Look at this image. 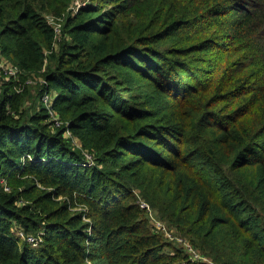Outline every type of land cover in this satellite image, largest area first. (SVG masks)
<instances>
[{"label":"trees","instance_id":"trees-1","mask_svg":"<svg viewBox=\"0 0 264 264\" xmlns=\"http://www.w3.org/2000/svg\"><path fill=\"white\" fill-rule=\"evenodd\" d=\"M71 1L0 0V264H264V0Z\"/></svg>","mask_w":264,"mask_h":264},{"label":"built area","instance_id":"built-area-1","mask_svg":"<svg viewBox=\"0 0 264 264\" xmlns=\"http://www.w3.org/2000/svg\"><path fill=\"white\" fill-rule=\"evenodd\" d=\"M90 1L91 0H76V6L74 8L75 0H72L70 5H69L68 10H70L72 12H76L80 7L86 5ZM45 17H46L47 23L52 27L54 39L56 41L61 34L64 15L57 17V16H53L51 14H47ZM0 70H2L4 73V78H3L4 80L3 81L8 80L10 77H17L20 73L19 69L15 65L10 64V63H6L4 60L1 59V57H0ZM39 81L45 83V81L42 79H40ZM26 82H28V81H26ZM17 90L19 91L20 89H17ZM52 100H53V97H51L46 91L40 96V101H41L42 105L47 110H49V113L52 116H54L52 111L50 110ZM53 119L55 120V122H54L55 126H58L60 124L59 121L55 117H53ZM66 132H68L70 134L69 131H66ZM27 157L30 158L29 155H27ZM85 157L87 160V164H91V162H92L91 156L89 154L85 153ZM4 190L8 191L9 188L5 185ZM143 205H145L147 207L146 204L143 203ZM147 209H148V207H147ZM152 224L155 227L159 228L160 230H163V232L167 238L173 240L174 242H176L180 246L182 245L183 247H185V249L190 254H192L193 257H195V258L200 257L197 254V252L193 249V247L184 238L172 235L170 232H168V230L165 228V226L158 221H155ZM15 233L21 240L26 241L33 246L37 245L38 242L41 241V232L37 233V234H29V233L27 234L23 230L17 229Z\"/></svg>","mask_w":264,"mask_h":264},{"label":"rangeland","instance_id":"rangeland-1","mask_svg":"<svg viewBox=\"0 0 264 264\" xmlns=\"http://www.w3.org/2000/svg\"><path fill=\"white\" fill-rule=\"evenodd\" d=\"M75 6H76V0L74 2V8H75ZM3 78H4V73L2 70H0V84H1V82H3V80H4ZM39 80H40V77H38L36 75L35 76L34 75L27 76L25 82L23 84H21V87L19 88L20 89L19 92L24 93V98L22 100L21 109L26 114L34 113L37 110H39L40 106H42V103L39 99L40 94L38 93V90L40 89V86H39L40 81ZM26 81H28V82H26ZM49 95L51 97H54L55 94L52 90H50ZM64 137L69 140V144L72 146V148L74 150L79 149L78 145H80V144L78 143V141L75 138H72L68 132L64 133ZM170 242L175 246L174 241H170ZM172 244H171V246H172ZM167 250H169V249L165 248V251H167ZM202 259L210 262L207 257L206 258L203 257Z\"/></svg>","mask_w":264,"mask_h":264}]
</instances>
